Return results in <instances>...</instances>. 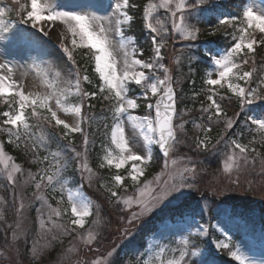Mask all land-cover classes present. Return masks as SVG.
I'll return each instance as SVG.
<instances>
[{
	"label": "snow or ice",
	"instance_id": "1",
	"mask_svg": "<svg viewBox=\"0 0 264 264\" xmlns=\"http://www.w3.org/2000/svg\"><path fill=\"white\" fill-rule=\"evenodd\" d=\"M202 3L205 0H192L191 3L189 0H146L143 5H137L134 0H116L111 14L103 16L95 12L59 11L52 0H11L15 7H0V39L15 34V22L5 19L12 12H15L20 24L30 25L33 29L41 26L40 31L45 35L48 32L42 26L44 22H59L65 30L61 33L60 47L74 65L76 61L73 58V49H86L83 55L85 59L92 61L93 72L98 77L95 87L89 90L85 86H92L93 80L87 68L82 73L77 65L74 80L60 87L57 79H51L49 72L43 71L40 75L50 91L45 94L26 93L24 86L13 79V66L7 62L0 63V100L8 105L7 110L0 112V131L6 133L7 144L31 154L29 163L40 165L36 172L30 169L26 171L16 162V157L6 151L5 142L0 140V174L14 188L18 175L23 177L22 185L31 184L34 187L33 197L41 202V209L48 210L47 220L42 214L39 219L41 237L33 242V259H38L53 242H62L63 236L73 237L65 254L78 253L79 245L91 250L93 245L100 243L99 229L102 227V220L99 209L94 211L93 201L80 189H71L68 186L69 179L65 176L72 161H75L81 179L87 181L89 186L96 175L89 164L90 140L84 127L85 124L91 125L96 119L94 113L88 114L96 107L92 101L100 98L101 102H107V111L111 113L112 121L111 125H103L104 135L109 138L110 146L103 147L105 154L99 167H114L117 170L111 175L110 183L101 182L100 187L108 193L109 199L115 198V202L124 205L126 209H132L134 205L139 209L132 211L127 219L128 225H133L143 216L153 214L161 205L190 196L191 190L197 187L196 177L203 170H198L191 157H187L185 163V156L172 158V154L178 151L180 145L197 153H207L224 140L240 114L236 112L232 116L228 115L227 106L222 107L226 99L234 98L241 111L257 100H264V64L258 71L255 59L256 46H264V11L257 13L251 5H247L243 8L242 18H218L216 26L208 31V35L215 36L221 28L230 26L233 29L234 42L223 54L210 57L211 63L215 65V78L212 71L206 72L203 83L207 87L192 96L196 100L203 94L207 101L200 102L199 122L191 117L193 108L178 107L179 97L173 87L172 70L164 63L162 50L174 38L171 33L178 34L179 39L186 42L198 39L200 29L189 22L187 12ZM137 8L142 10V23L150 37L148 59H143L144 51L136 46L135 38L126 36L125 33V26H129L134 19L132 10ZM161 10L167 15V22L161 18ZM236 32L239 33L238 36L235 35ZM256 33H259V38ZM20 38H24L23 34ZM114 38L118 39L114 42ZM64 40H70L71 48ZM175 62L180 64L179 59ZM59 75L58 72L55 73L57 78ZM237 81H243L245 86ZM253 83H257V87H251ZM132 86L141 92L140 96L130 95ZM218 87L226 88L231 96L221 95L217 91ZM73 97L78 98L77 102H72ZM140 101H143L146 109H154V116L151 112L133 114L141 107ZM60 113L70 117L71 122L67 118H61ZM104 119L107 120V117ZM33 120L35 123L31 122ZM126 122L142 137L145 151L134 150L135 137L126 134ZM246 122H250L252 127L249 132L255 135L247 143L239 138L226 141V146L230 149L225 153L223 161L222 173L226 176L239 173L249 164L254 166L257 160L264 174V153L260 151V148H264V118L248 116ZM189 123L195 129L196 135H188L186 125ZM221 124L222 132L213 142V128ZM50 128L62 129L55 135L60 140L67 141L64 147L73 153L71 157H67L59 146L56 151L49 150ZM75 134L82 138L80 151L73 146ZM153 145L158 146L163 153L164 169L153 180H142L153 159ZM41 150L47 154L41 156ZM129 164L127 176L120 174L119 170ZM162 176H167V179L162 180ZM128 178L134 189L132 195H127L129 185L125 180ZM233 182H239L238 175ZM49 190L60 193L59 199H56V207L49 203ZM16 199H19L18 207L15 206ZM4 201L5 197L0 196V204ZM13 206L17 219L9 227L12 229V243L15 244L25 235L22 227L25 209L22 195L14 192ZM203 211L201 209V215ZM223 214L232 219L236 218L235 213L230 214L226 210ZM93 216L95 218L91 221V226L86 228L89 218ZM0 219H3V213H0ZM124 234L129 235L130 229L125 228ZM191 235H182L177 241L179 247H169L167 244L158 246L153 256L144 259L142 264H211L199 245L192 242ZM41 239L44 240L43 244L40 243ZM216 246L229 249V255L238 264H256L242 254L239 248L232 250L229 243L217 242ZM96 250L99 251L98 248ZM169 253L170 258L167 255ZM115 254L116 249L113 248L101 257L92 259L89 264H113ZM197 257L199 259H194Z\"/></svg>",
	"mask_w": 264,
	"mask_h": 264
},
{
	"label": "trees",
	"instance_id": "2",
	"mask_svg": "<svg viewBox=\"0 0 264 264\" xmlns=\"http://www.w3.org/2000/svg\"><path fill=\"white\" fill-rule=\"evenodd\" d=\"M137 5H143L146 0H134ZM158 2V0H156ZM245 4L244 0H232L229 3H222L218 0H207L205 4H202L199 8V14L195 15V18H188L189 22H194L197 27L200 29H204L207 32H201L200 36L202 35L201 42L206 45L207 51L211 52L213 50H227L234 42L233 40V29L228 26L225 28H221L219 32L215 36L208 35V31L210 28L216 26L218 23L216 21V15H221L223 17H238L242 18V11L243 6ZM8 6L15 7L11 4L9 0L7 2ZM132 14L134 15V19L131 24L125 27V33L128 36L134 37L136 46L144 51L143 59H148L149 52L151 49L150 37L148 31L144 28L142 23V10L140 8L133 9ZM161 18L165 19L167 22V15L163 13V10L160 12ZM11 20L17 21L18 19L15 15V12L10 13L7 17ZM23 25L25 28L26 33L24 32L25 36H27L26 40L30 41L38 46L42 45L40 42V37L37 33L33 32L30 29L29 25ZM170 28V23L167 24ZM236 36L239 35L238 32L235 33ZM259 38V33L256 34ZM257 51L255 55V59L257 61V68L258 71L261 70V65L264 64V46H260L259 44L256 46ZM87 51L86 49H76L73 52V58L76 61L74 65L72 63V67L75 70L76 66L79 65L81 72L87 68L89 76L93 80L92 86H85L88 87L89 90L95 87L98 82V78L96 74L93 72V64L91 60L85 59L83 53ZM164 53V50H162ZM193 53V54H191ZM166 57L164 63L166 64ZM209 59L201 50H190V53L185 54L184 59V72L181 70V75L177 76L174 73V80L177 81L179 78L178 84H180L179 88V108L183 109L185 107L193 108V112L191 113V117L197 119L199 122V107L200 102L205 100L203 94H201L198 99L193 100L192 96L194 93L201 92L202 88H206L207 86L204 85V70L207 67V62ZM248 67H251L250 65ZM251 87H257V83H253ZM133 89H136L132 86ZM139 90H135L133 95H136ZM217 91L226 97L231 96L230 93L227 92L226 88H217ZM219 99V97H217ZM262 103H259L257 106H246L242 111L239 109L238 105L235 104L232 99L225 100L222 103V107L228 106L229 108L226 110L229 116H232L234 113L239 112V116L236 118V123L234 127L227 132V135L224 138V142L226 143L227 140L231 138H239L242 142L247 143L255 133H250L249 128L252 127L249 122H246V117L250 116L251 113L257 111L264 117V100H261ZM232 102L233 105L228 104ZM96 105L94 109H91L88 114L94 113L96 115V119L91 123V125L85 124V131L89 133V152H88V160L91 164V167L97 172V180H95V184H93L92 188L89 189L88 193L90 195L91 200L93 201L94 211L96 208L99 209L101 220L104 219L105 221L110 220L111 222H115L114 217L110 215L111 213V206L115 204V198L110 200V205L106 202L108 194L105 195L106 192L103 188L100 187L101 182L110 183V177L114 171L108 170L106 168L100 169L99 161L102 155L104 154L103 147L110 146L108 137L104 135L105 129L103 125L105 123L111 125V113L107 111V102H101L100 98L92 101ZM8 105L0 100V112L7 110ZM30 111V110H29ZM107 117V120L104 118ZM35 123V121H31ZM188 135H196L195 129L192 128L191 123L186 125ZM223 129V125L214 126L213 132L211 133L213 142H215L219 138V134H221ZM58 131H62V129L57 128H50L48 132L51 135L49 150L56 151L59 149H63V152L67 157H71L73 153L64 147L67 144L66 140H60L58 136L55 134ZM242 133V135H240ZM56 139V140H55ZM74 144L73 146L78 150H82V143L77 144L81 141L80 135L74 136ZM0 140H3L6 145V151L16 157V162L20 163L22 167L27 170L37 171L40 165L31 164L30 161L31 154L24 153L20 149H17L14 145L7 144V135L6 133L0 131ZM60 141L57 144V141ZM77 144V145H76ZM259 148V145H257ZM226 147H217L214 149L216 156L213 155V158H202V162L200 161L199 164L201 168H204L209 173L215 174L217 170L220 168L219 162V154H221V150L224 151ZM260 151L264 153V148H260ZM47 152L41 150L40 155H46ZM195 158H199L195 154ZM161 157L158 153H155L153 160L148 166L147 171L145 172V176L142 177V180H152L156 175L157 171L160 168L161 164ZM120 174L126 176V172H121ZM65 176L68 179L73 180L76 183L81 180L79 177L78 171L76 170L75 161H72L65 173ZM207 176V175H205ZM237 178V177H236ZM210 178L203 177L202 181V188L204 192L203 196H195L192 194L190 200H187L185 204L181 205L178 209H169L162 211L159 215L155 216L151 219L149 223L144 224L141 227L136 228V233L134 236V240H132L133 244H125L122 248L116 253L115 260L113 264H126V262H133V259L136 254L142 253L144 251V238L153 233L157 228V224L163 223L166 220L174 221L177 218H183L187 215L196 214L199 212L200 205L206 206V211L208 213V217L210 218V223L214 221H220L224 224V219H221V216H225L223 213L226 210L228 213H235L236 218L232 219L227 217V222L231 224V229L234 235L237 236L236 239H240L242 236H264V174L261 176H254L253 173L249 176L245 177L243 181L242 175L239 177V182L233 183L231 190L223 192L222 189L218 186H213V182H209ZM125 183L129 185V191L132 192L134 189L131 187L130 181L128 179L125 180ZM236 184V186H235ZM8 181L6 178L0 176V196L5 197V201L2 203L3 208L0 209V213H3V219H0V264H57L59 260H57L63 252V249L69 245V237L71 236H63L62 242L55 241L53 242L52 248L50 250H45L43 254L38 259H33L31 248L32 243L31 238L34 237L36 231V222H37V211H38V201H34L32 205L26 206L24 210L28 217V220L31 221L33 225L30 227V232H28L25 237V240H19L15 244L12 243V236L11 232L12 229L9 225L13 224L14 220L16 219V212L15 207L13 206V196L9 193L10 188L8 187ZM213 186V187H212ZM215 187V188H214ZM34 187L31 185L25 189V196L28 198L29 203L33 198L30 195L34 192ZM212 188V190H210ZM87 189V187H86ZM213 189L216 191L214 192ZM199 190V189H198ZM221 193V194H217ZM122 195L125 193H121ZM218 195V196H217ZM49 197V203L54 204L55 201ZM99 197V199H98ZM203 203V204H202ZM15 206H17V199L15 201ZM117 214V213H116ZM242 217V219H241ZM95 217H91L89 219V223L86 227L91 226V221ZM104 223H102L103 225ZM112 228L114 225H112ZM108 230V227H107ZM100 235H103L102 228L99 229ZM105 234V232H104ZM32 235V237H30ZM106 235V234H105ZM202 246L206 247L205 242H202ZM134 247L138 248L139 250L136 251ZM221 264H228L230 263L229 260L224 258V255L221 254L220 257L217 258Z\"/></svg>",
	"mask_w": 264,
	"mask_h": 264
},
{
	"label": "rangeland",
	"instance_id": "3",
	"mask_svg": "<svg viewBox=\"0 0 264 264\" xmlns=\"http://www.w3.org/2000/svg\"><path fill=\"white\" fill-rule=\"evenodd\" d=\"M206 1L207 0H205V3ZM223 1H228V0H223ZM7 2L6 0H0V7L8 6ZM52 2L57 6V10L59 11H78V12H85V13L95 12L97 15L103 16V15L111 14L113 10V5L116 2V0H52ZM189 2L191 3L192 0H189ZM205 3H202V4H205ZM202 4H199L197 7L191 8L187 12V17L194 19L195 15L199 14V8L200 6H202ZM247 5H251L254 11H256L257 13L264 11V0H247L246 6ZM7 17H5V19H9ZM215 17H216V21L218 22V18H221L223 16L216 15ZM14 22L16 24L15 34L10 35L7 38L0 39V63L7 62L13 66L14 68L13 79H15L16 81H18L24 86V91L26 93L32 92V93L45 94L50 91V89H48L46 85L43 83V77L40 75V72H43V71H48L51 79H57L60 87H63L66 84V82L74 80L75 70L72 67V63H71L72 60L68 58L67 54L60 47V43L62 40L61 33L64 32L65 30L63 26L59 24V22H55V24H53V22L43 23L42 26L45 28V31L48 32L47 35H45L44 32L40 31L41 26H38L37 28L34 29L40 33L39 34L40 42H42V45L40 46L32 42L26 41L27 36H25L24 34V32L26 33L25 28H23V25L20 24L19 22L17 21H14ZM190 23L195 25L194 22H190ZM201 32L205 33L207 31H205L204 29H200V33ZM21 34H23L24 38H20ZM171 35L174 38L171 39L169 43L167 44L166 48L163 49L164 50L163 54L167 59L166 65L172 70L173 76H174V73L177 76L181 75L182 74L180 73L181 70L184 72L183 67H184L185 54L190 53V50L191 51L195 50V52L197 50H201V51H204L203 52L204 54L209 53L206 50V45H204L201 42L202 35L200 36V34H199L198 39L194 42L182 41L181 39H179L178 34H175V33H171ZM126 36L128 35L126 34ZM116 39L118 38H114V42ZM63 42L71 48L70 40H64ZM224 51H226V49L225 50H213L208 55L209 57H212V56L218 57L219 55L223 54ZM177 59L180 60L179 65L175 62ZM33 65H35L36 67L34 68ZM214 69H215V65H213L210 60V63L207 64L206 72L212 71L213 78H215ZM57 72L60 74L58 78L55 76V73ZM177 81L179 82V78ZM237 82L240 83L241 86H245L243 81H237ZM173 84H174V88L178 89L180 87L181 82L176 85V81H175ZM135 90L136 89H133V91L130 92V95L134 97L140 96L141 95L140 91H138L136 95H133L134 94L133 92ZM77 100H78L77 97L72 98V102H77ZM232 101L236 104L234 98L232 99ZM140 103H141V107L134 111L133 113L134 115H143L148 112H151L152 114V110L146 109L143 101H140ZM228 104L230 105V107L231 105H233L232 102H229ZM228 108L229 107L227 106L226 110ZM60 115H61V118H67L71 122L70 117H65L63 113H60ZM252 117L262 118L258 114H253ZM125 131L128 136L135 137L136 144H135L134 150L137 152L145 151L144 142H143L142 137L139 136L138 132H134V130L131 128V126L127 122L125 124ZM75 135H79V134H75ZM74 140H73V144H74ZM81 141H79L77 144L81 143ZM59 142L60 141L58 140L54 144H57ZM223 142L224 140H222L218 144L219 148L226 147V149L224 151L221 150L222 153L219 154L218 159L220 162L219 163L220 168L217 170V172H215V174L209 173L204 168H201L199 164L200 161L202 162V160H200L202 158H213V155L216 156V154L214 153L215 150H212L207 153L205 152L197 153L193 151L191 148L184 147L183 145L178 146V151L172 154V158H176L178 156H185V163H187V157H191L192 161L196 163L198 170H201V169L203 170V171H200L199 175L196 177L197 187L191 190L190 196L186 198H181V201H172L171 203H165L161 205L160 207L156 209V211L153 214L143 216L141 219L135 221L133 225H128L127 219L131 215L132 211H138L139 209L136 208L135 205L133 206L132 209H126L124 205L118 204L116 202L114 205L111 206L110 200H112V198L111 199L106 198L107 199L106 202L108 203V205L111 206L110 215L114 217L115 222L113 221L111 222L110 220L105 221L104 219H102V223L104 224L101 227L103 235L101 236L100 243L98 245H93L91 247V250H89V248L84 247L83 245H79V242L76 241V243L79 245L80 250L78 253H71V254H65L66 249L69 247V245H67L63 249V252L60 255V257L57 259L59 260L57 264H89V262L92 259L101 257L102 255L106 254L107 251L113 248L116 249V253H117L122 247V245L133 244L132 240H134L137 227H141L144 224L149 223L152 218H154L156 215H158L162 211L169 210V209H178L181 205L187 203L186 202L187 200H190L192 194H194L195 196H200V195L203 196V193H206L203 191V189L200 190V188H202L203 177L210 178L209 182H213V186L215 187L218 186L220 187V189L223 190V192H226V191H232L231 190L233 186L232 184L235 183L233 181L236 180L237 175L239 177H241L242 175L243 181L245 180L246 176H249L252 173L254 176L263 175L262 166L259 160H257L254 166L252 164H249L243 167L239 173L234 172L231 176L224 175L222 173L223 161H224L225 153L230 151V149L226 146V143H223ZM155 148H156V145H153L152 146V156L154 154ZM195 154H197V156L201 155V157L197 159L195 158L196 157ZM164 160L165 158L163 157L161 164H160L161 169H159L157 173H160L164 169ZM129 168H130V164L126 165L124 169H121L119 171L126 170V169L128 171ZM112 169L117 171L114 167ZM94 172L96 173V175L93 177L92 183L95 184V180H97L96 178L97 172L95 170ZM78 174H79V177L81 178L79 172ZM0 176L3 178H6L3 174H0ZM161 179L162 180L167 179V176H162ZM22 181H23V177H20L18 175L16 187L14 188L9 183H8L9 184L8 187L10 188L9 193L13 197H14V192L17 193L18 195L23 196L24 203H25V209H26V206L32 205L34 201H38V200H36L31 193L30 195H32L31 197L33 198V200H31V203H29L28 198L25 196V189L28 188L31 184L27 186H23ZM68 186L73 190L80 189L88 198H90L88 190L92 188L93 184L89 186L88 182L85 180L81 179L79 182L76 181L75 183L74 179L73 180L69 179ZM210 190H212V188ZM185 191H188V190L185 189ZM133 193L134 191L128 192L127 195H132ZM104 194L107 195L108 193L104 192ZM218 194H221V193H218ZM54 196H55V200L59 199L60 193L59 192L54 193ZM64 197L66 201L67 199L66 193L64 194ZM18 205H19V199H17V207ZM52 205L53 207H56V202ZM178 205L180 206L178 207ZM2 208H3V205L0 204V209ZM206 208H207L206 206L204 207V205H200V207L198 208L199 212L198 213L196 212V214L188 215L186 216V218L180 219V220L177 219L176 221H171V222L165 221L164 223L158 225V229L156 230L154 234H151L148 237L144 238L145 250L144 252L138 253L135 255L133 259L134 264H136L137 262H140L141 260L143 261L144 259H149L150 257H152L156 248L160 245L167 244L169 245V247H179V244L177 243V241H179L180 237L182 235L188 236L190 233L192 234L190 236V239L192 240V242L199 245L202 253H204L205 255V258L208 261H211V264H221V262L217 259V257L220 255L221 250H223L222 252L223 254L222 253L221 254L224 255L227 260L232 261L234 264H238V262L235 261L229 255V249L218 248L216 246L217 242L229 243L232 250L239 248L242 254L247 256L250 260L255 261L256 264H264V238L263 237L245 236L244 238L240 239L237 242V244L232 245L233 237L232 235H230L228 225L227 227H224L223 225L219 223L211 224ZM201 209H204L203 215L200 214ZM38 210L40 211L39 212L37 211V216H36L37 222L35 226L36 231H35L34 237L31 238V242H34L35 240L40 239L41 237V229H40V223H39L41 214L43 215V218L47 220L48 210L47 208L41 209L40 201H38ZM111 224L114 225L113 228ZM32 226L33 225L31 224V221L28 220L26 212L23 211L22 227H23V230L25 231V235L28 232H30L31 230L30 227ZM107 227H108V230H107ZM125 228L130 229V234L127 236L124 234ZM104 232L106 235L104 234ZM25 235L21 236L19 240L21 239L25 240L27 238L25 237ZM11 236H12V232H11ZM30 237H32V235ZM48 238L50 239V237ZM72 240H73V237L72 236L69 237L68 241L70 242ZM204 241L207 243L206 247L202 246V242ZM40 243L43 244L44 240L41 239ZM32 246H33V243H32ZM51 248L52 246L46 250H50ZM97 248L99 249V251L96 250ZM134 249L138 251L139 247L138 248L134 247ZM167 255L169 258L171 257V253ZM140 256H142V258ZM194 259H199V257L194 258ZM114 260H115V256L113 257V261ZM126 264H130V260L129 262H126ZM153 264H155V262H153Z\"/></svg>",
	"mask_w": 264,
	"mask_h": 264
},
{
	"label": "water",
	"instance_id": "4",
	"mask_svg": "<svg viewBox=\"0 0 264 264\" xmlns=\"http://www.w3.org/2000/svg\"><path fill=\"white\" fill-rule=\"evenodd\" d=\"M153 111H154V109H153ZM159 149V148H158ZM160 151V150H159ZM161 152V151H160ZM162 153V152H161ZM163 154V153H162Z\"/></svg>",
	"mask_w": 264,
	"mask_h": 264
}]
</instances>
